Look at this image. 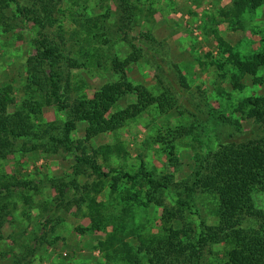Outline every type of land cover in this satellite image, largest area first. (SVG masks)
<instances>
[{
    "label": "rangeland",
    "instance_id": "1",
    "mask_svg": "<svg viewBox=\"0 0 264 264\" xmlns=\"http://www.w3.org/2000/svg\"><path fill=\"white\" fill-rule=\"evenodd\" d=\"M15 2L35 5L41 18L49 10L53 24L24 20L14 4L3 12L0 89L12 88L14 104L8 111L22 109V101L30 98L26 60L37 54V41L52 43L62 53L68 107L44 105L30 118L40 127L72 119L71 139L84 140L86 109L75 107L116 79L114 59L135 58L125 68L127 80L145 87L153 97L164 93L169 107L160 111L149 106L115 132L90 139L86 150L103 171L134 174L144 169L159 179L167 176L171 186L153 198L142 178L136 183L110 178L97 193L92 186L97 180L89 168L84 166L74 175L73 154L14 150L0 157V264H158L149 260L153 251L147 250L157 246L170 226L179 235L173 241L176 257L166 264H224L231 246L223 240H206L204 249L190 256L194 245V250L199 248L201 228L216 231L218 201L213 194L186 188L200 161L204 163L206 154L219 144L244 143L264 135V126L252 117L246 101L264 97V66L256 75L259 83L254 84L252 76L227 63L229 54L222 51L227 46L243 58L264 50V2L237 16L232 0ZM136 101V94H125L116 107ZM177 129L183 134L175 136ZM105 146L111 152L103 156L99 149ZM16 182L27 184L19 189ZM59 183L68 185L63 197L57 191ZM134 193L137 201L126 200ZM146 193L152 194L150 200ZM252 195L255 208L264 213V191ZM179 198L186 205L179 217L164 224L165 211L175 212ZM91 199L105 221L101 230H91ZM263 224L262 219L246 217L242 227L259 232ZM111 233L123 238L119 256H113L116 246L99 244ZM122 255L137 261H125ZM192 259L196 263H189Z\"/></svg>",
    "mask_w": 264,
    "mask_h": 264
},
{
    "label": "trees",
    "instance_id": "2",
    "mask_svg": "<svg viewBox=\"0 0 264 264\" xmlns=\"http://www.w3.org/2000/svg\"><path fill=\"white\" fill-rule=\"evenodd\" d=\"M16 0H0V21H2L4 11L11 4L16 6L17 12L22 15L24 20H31L34 25H42L43 20H47L49 25L53 24L50 11L45 17H40L35 5L33 7H24ZM234 14L241 15L247 8L254 10L259 7L264 0H232ZM44 10V7H43ZM3 22V21H2ZM220 40V39H219ZM226 44L222 43V46ZM37 54L30 57L27 61L30 98L22 101V109L9 112L8 109L14 104L12 88L9 85L0 89V157L18 150L21 152L44 151L53 154L68 153L73 154L75 159L74 175L82 173V167H87L95 175L97 183L92 186L98 193L103 186V182L110 178L125 180L126 182H138L140 178L149 186L151 193L161 194L164 190H170L171 182L167 176L161 179L142 169L134 174L111 169L103 171L97 164L94 157L90 156L85 146L90 139L105 133H112L123 127L126 122L134 119L149 106L156 105L160 111L169 107L166 104L165 94L153 97L148 90L140 85L131 84L125 74V68L134 59L132 57L122 61L114 59L112 69L116 79L106 83L99 90L92 94V98L79 103L78 107L85 108V138L74 142L71 139V132L75 129L74 120H66L61 124H48L44 127L37 126L31 121L30 116L36 115L41 111L44 105H56L61 110H65L66 103L64 79L61 74L60 61L62 53L58 46L52 43L45 45L37 41ZM229 55L227 63L233 66L235 70L252 76L254 84L259 83L256 77L258 70L264 66V50L253 55L240 57L238 53L232 52L227 46L222 49ZM219 68L223 65L217 64ZM236 86V85H233ZM134 93L137 95L136 103H132L125 108H117V102L125 95ZM251 106L252 117L255 121L264 126V97H249L246 99ZM183 129H177L175 136L183 134ZM111 152L109 146L101 147L99 153L106 156ZM98 154V151H93ZM172 156L168 153V156ZM204 158V157H203ZM200 166L192 174V184L186 189L190 192L199 190L202 193L210 194L218 201V226L216 231L212 227H203L198 233L196 243L199 246L197 250L190 249V256L198 250H203L206 240H223L231 247L226 251V261L224 264H264V224L259 232L248 231L243 228V222L246 217H257L264 222V213L257 210L254 205L253 195L255 191H264V135L258 139L250 140L244 143H226L219 144L216 150L208 152ZM74 182V181H73ZM27 183L16 182V186L25 187ZM76 189L78 185L71 184ZM68 185L60 184L57 191L60 197H63ZM112 192H116V186L111 185ZM146 193L147 200L152 196ZM181 197V196H180ZM138 194H127L126 200L137 201ZM178 209L175 212L165 211L163 215L164 224L170 223L174 218L179 217V213L186 205L181 198L177 200ZM148 203L143 202L147 207ZM89 215L91 219V230H101L103 220L97 210L96 202L91 199L89 202ZM203 223V222H201ZM106 225V224H105ZM129 234V233H128ZM179 232L174 231L172 226L167 227L165 237L158 240L155 248H148L147 252L153 255L149 260H155L158 264H166V260L176 257V245L173 241L178 237ZM123 238L111 233L100 246L113 248V256L121 255ZM117 244V245H115ZM122 259L128 262H136L137 259L132 255H122ZM191 259V258H190ZM189 263H196L194 259Z\"/></svg>",
    "mask_w": 264,
    "mask_h": 264
}]
</instances>
